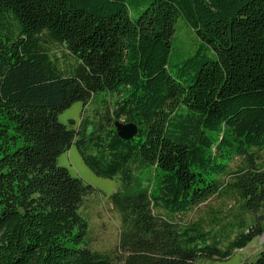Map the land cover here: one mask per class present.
<instances>
[{
    "label": "trees",
    "instance_id": "16d2710c",
    "mask_svg": "<svg viewBox=\"0 0 264 264\" xmlns=\"http://www.w3.org/2000/svg\"><path fill=\"white\" fill-rule=\"evenodd\" d=\"M73 145L120 183L113 251L81 212L98 192L57 164ZM263 155L264 0H0V264H214L261 236L264 264Z\"/></svg>",
    "mask_w": 264,
    "mask_h": 264
},
{
    "label": "rangeland",
    "instance_id": "374dc122",
    "mask_svg": "<svg viewBox=\"0 0 264 264\" xmlns=\"http://www.w3.org/2000/svg\"><path fill=\"white\" fill-rule=\"evenodd\" d=\"M185 45V44H183ZM63 65L67 58L63 56L62 50L56 46L51 48ZM108 99V98H107ZM111 103L113 100L109 98ZM98 100H93L87 106L81 102L74 103L71 107L59 114L58 120L67 123L69 119L80 122L83 116L89 117L99 110ZM264 158V155H263ZM58 166L66 168L72 176L80 177L91 184L98 194L87 196L81 206V212L90 225L91 247L96 251H113L119 243L121 218L119 212L114 208L110 195L120 189L117 180L104 178L96 175L84 162L78 148L73 145L68 151L61 154L57 159ZM136 181L143 186L152 187L154 181L153 169H145L137 174ZM223 202V206L220 204ZM210 207H222L223 210H233L235 204L231 198L214 199L209 204L190 212L183 217L184 220H196ZM263 236L255 238L244 249L236 250L232 257L226 261L214 264H248L255 260L262 249Z\"/></svg>",
    "mask_w": 264,
    "mask_h": 264
},
{
    "label": "water",
    "instance_id": "95a60500",
    "mask_svg": "<svg viewBox=\"0 0 264 264\" xmlns=\"http://www.w3.org/2000/svg\"><path fill=\"white\" fill-rule=\"evenodd\" d=\"M115 126L117 128L118 135L124 139H130L137 133V127L134 124L126 125L118 121L115 123Z\"/></svg>",
    "mask_w": 264,
    "mask_h": 264
}]
</instances>
